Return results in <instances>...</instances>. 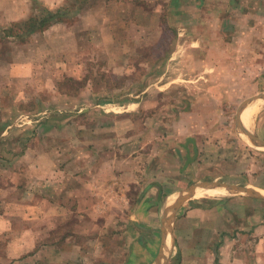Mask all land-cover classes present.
Returning <instances> with one entry per match:
<instances>
[{"label":"rangeland","instance_id":"rangeland-1","mask_svg":"<svg viewBox=\"0 0 264 264\" xmlns=\"http://www.w3.org/2000/svg\"><path fill=\"white\" fill-rule=\"evenodd\" d=\"M123 1L94 0L84 18V1H72L59 25L74 26L76 42L56 39L57 59L21 77L8 67L21 61L19 48L29 38H42L2 41L0 28V262H15L20 252L8 243L30 247L33 231L41 245L78 239L83 228H102L109 237L127 225L115 215L148 194L160 172L166 188L156 207L165 206L163 218L178 193L198 184L179 177L193 162L212 166V182L203 183L264 195V147L248 140L239 120L242 105L264 94V0ZM213 3L221 10L213 12ZM103 18L114 24L115 42L89 26ZM87 30L94 40L85 39ZM250 107L257 113L248 130L264 142V100ZM226 193L186 198L179 214L220 204L246 210V202L251 214L264 206V199ZM175 241L172 234L168 253ZM106 243L86 244L103 252L100 259L122 260L114 242Z\"/></svg>","mask_w":264,"mask_h":264},{"label":"crops","instance_id":"crops-1","mask_svg":"<svg viewBox=\"0 0 264 264\" xmlns=\"http://www.w3.org/2000/svg\"><path fill=\"white\" fill-rule=\"evenodd\" d=\"M72 1L74 0H0V28L3 27L2 29H5L12 23L27 21L35 16L38 10L36 2L45 4L50 8H58L61 6L70 7ZM83 1L86 7L83 6L81 8L78 15L80 18L92 14L95 10L93 6L94 0ZM134 1L132 0V3ZM215 1L220 0H212V2ZM230 1L235 2L237 0ZM87 2L89 3L87 4ZM113 2L123 6L126 5L123 0H113ZM230 5L232 4L226 5L229 10L232 9ZM141 10L145 14L147 13V10H144V8ZM219 10H221L220 7H216L215 3H213L212 11L217 12ZM104 12L107 14L111 10L105 8ZM100 20L96 19L89 26L101 28L102 35L115 42L116 34L113 29L114 24L107 23L105 18ZM130 24H132V20ZM136 24L137 22L135 21L134 25ZM142 26L138 25L140 28ZM74 29V26L67 27L63 24H56L43 32L35 34L42 38L41 43H35L34 40L29 38V41L19 48L18 56L21 61L13 63L8 67L11 70L10 73L13 77H21V75L30 73L33 74V69L37 65L39 67L42 65L41 61L45 59H53L55 61L60 52H55V46L52 43L62 37H68V40L75 41L74 36L77 33H74ZM84 36L87 40H94L88 30L84 33ZM1 54L2 48L0 47V58ZM2 64L4 63L0 59V69H2ZM250 108H247L241 116L243 124L247 129L249 127L246 125V121L251 112L247 116L246 114ZM192 140L196 142L194 137ZM211 167L206 168L204 166L202 168L199 162H193L179 173V177L190 182L196 177L198 184L203 183L201 182L202 180L204 181L203 178L212 182V178L207 176V171L211 170ZM194 172L196 173L194 174ZM134 174L136 175V173ZM163 175L162 172L156 175L155 184L151 185L152 187L149 193L143 195L136 205L130 209L128 208V212L124 213V215L120 213L115 215L121 219L128 218L127 225L121 227L120 224V227H115L109 233V237L105 236V230L102 228L96 229L93 233L83 228L80 234H78V239H67L61 243L52 241L41 245L40 236L37 232L33 231L32 245L29 247L19 242L15 244L8 243V249L20 253H18L15 262H12V260L10 262H0V264H156L155 261L158 257L156 253L160 251L162 240L161 212L165 208L164 206L162 209H157L156 204L160 203L163 199L161 188L164 190L166 188L162 179L164 178ZM222 191L226 190H221L218 193H222ZM207 193L202 191L200 194L196 193L195 197L202 198L210 196ZM251 198L253 197L251 196ZM258 200L259 198L254 201ZM232 203L237 204V202ZM251 203L254 202L252 201ZM153 204L154 208L151 206ZM246 205V210L237 207L235 211L232 205L229 206L227 204H220L208 208H185V211L181 215L179 214L180 205L175 216L173 227V236L176 241L170 250L166 264H171L172 261L175 262L174 264H264V206L262 205L260 208L259 205L254 206L256 210L250 214L247 202ZM154 216H158L160 219L159 226H154V221H144L148 218L150 220ZM150 235L155 236L154 240H151ZM158 237H160L159 247L157 246ZM189 238L193 243L187 240ZM105 239L112 240L116 248L122 251V260L108 262L99 258H102L103 252L99 254L96 251H88L89 248L86 243L92 242L95 247L101 245L102 248H105L106 241L108 243V240ZM168 243L169 241L167 242L166 255H168ZM178 256L180 259L176 260ZM31 257L32 259L30 261Z\"/></svg>","mask_w":264,"mask_h":264},{"label":"water","instance_id":"water-1","mask_svg":"<svg viewBox=\"0 0 264 264\" xmlns=\"http://www.w3.org/2000/svg\"><path fill=\"white\" fill-rule=\"evenodd\" d=\"M257 100H264V94L254 97L242 105L239 111V120H240V126H241L240 128L242 130V133L248 138L249 141H251L253 144H258L264 147V142L254 137L251 134V132H249V130L244 126L242 119H241V116L244 110L248 108L249 104ZM203 188L224 189L230 193L246 194V195H249L255 198L264 199V195L248 187H237V186H230V185H225V184H220V183H210V182L200 183V184H197L191 187L188 190L181 191L180 193L176 195L175 201L166 208L165 215L162 218V230H161L162 240H161L160 251L155 261L156 264H166V262L168 261L169 253L168 255H166L167 242L169 241L170 237L173 234L174 220H175V216H176L178 208L180 207L184 199L189 198L193 195H196L197 190L203 189Z\"/></svg>","mask_w":264,"mask_h":264},{"label":"trees","instance_id":"trees-1","mask_svg":"<svg viewBox=\"0 0 264 264\" xmlns=\"http://www.w3.org/2000/svg\"><path fill=\"white\" fill-rule=\"evenodd\" d=\"M36 6L37 15L27 21L12 23L8 28L1 30L2 41L18 39L20 42H25L34 33L43 32L53 25L66 22L71 15L70 7L50 8L40 2H36ZM179 259V256L176 257V260Z\"/></svg>","mask_w":264,"mask_h":264},{"label":"bare ground","instance_id":"bare-ground-1","mask_svg":"<svg viewBox=\"0 0 264 264\" xmlns=\"http://www.w3.org/2000/svg\"><path fill=\"white\" fill-rule=\"evenodd\" d=\"M253 111V112H252ZM251 112V113H250ZM248 113H250L249 114V116H248V119H247V121H246V125L248 126V127H251V125L253 124V119H254V117H255V115H256V113H257V107H251L248 111H247V114H246V116L248 115ZM246 116H245V119H246ZM227 191H222V193H212V192H208L207 194L208 195H210V196H226L227 195V193H226ZM197 193H198V190H197ZM201 193V192H200ZM199 193V194H200ZM210 196H208V197H210ZM195 197V196H194ZM195 198H199V197H195Z\"/></svg>","mask_w":264,"mask_h":264}]
</instances>
